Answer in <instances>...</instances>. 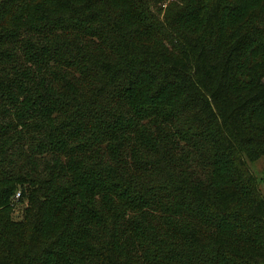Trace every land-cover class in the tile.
<instances>
[{
	"label": "trees",
	"instance_id": "trees-1",
	"mask_svg": "<svg viewBox=\"0 0 264 264\" xmlns=\"http://www.w3.org/2000/svg\"><path fill=\"white\" fill-rule=\"evenodd\" d=\"M258 159L264 0H0V264H264Z\"/></svg>",
	"mask_w": 264,
	"mask_h": 264
},
{
	"label": "rangeland",
	"instance_id": "rangeland-1",
	"mask_svg": "<svg viewBox=\"0 0 264 264\" xmlns=\"http://www.w3.org/2000/svg\"><path fill=\"white\" fill-rule=\"evenodd\" d=\"M163 5H165V3ZM250 167H251L252 171L254 172V174L258 178L261 179L262 178V169H264V164H262V159H258L255 162L250 163ZM16 196H15V198H19L18 195H16ZM15 201L16 202L13 204V209L15 212L13 213L12 216H14L13 218H15V219H20L22 217V213H23L25 207L27 206V202H26L25 198H23V197H20L19 199L15 200Z\"/></svg>",
	"mask_w": 264,
	"mask_h": 264
}]
</instances>
